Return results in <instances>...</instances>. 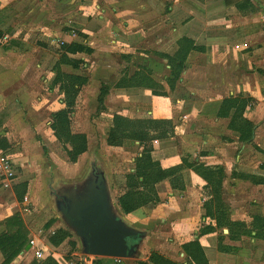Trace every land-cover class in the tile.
<instances>
[{
	"label": "crops",
	"instance_id": "crops-1",
	"mask_svg": "<svg viewBox=\"0 0 264 264\" xmlns=\"http://www.w3.org/2000/svg\"><path fill=\"white\" fill-rule=\"evenodd\" d=\"M181 1L175 0L176 5L169 7L170 12L167 14L165 2L158 9L153 8L152 0H145L143 4L129 12L120 11L118 7H114L112 11L111 7L107 10L101 7L99 28L92 30L91 23H88L82 31L85 34L100 32L104 39L110 40V43L103 47L90 45L93 52L99 48L102 55L108 57L99 61L92 59L91 55L94 53L85 54L88 59L69 53L67 58L72 60V57H76L87 62L85 71L90 74L85 75L88 78L87 85L89 88L91 82L92 87L94 82L96 83L94 91L97 100L102 88L106 87L104 106L102 109L97 107L99 114L107 118L105 123L107 131L101 135L103 141L107 142L115 115L129 119L167 120L174 125V135L152 143V157L164 169L180 166L183 161L187 163L213 161L212 163L216 165L222 163L226 168L227 178L223 187L227 193L224 194V201L229 207L224 222L244 224L243 227H233L232 235L228 227L223 228L226 235L224 234L225 239H222L221 244L230 247L231 251H219L220 236L216 220L206 215L205 203L208 199L204 191L207 192L205 189L207 182L193 169L185 168L181 172L184 190L174 189L170 181L166 180L157 186L160 203L155 208L144 207L127 215L123 214L130 226L146 233L140 248L138 264H153L149 260L152 252H158L180 264H195L182 248L184 244L195 240H199L208 264H264V237L258 236L260 232L261 235L264 234V184H261L260 180H251L252 175L255 177L257 175L253 170H249V163L246 162L249 158L236 154L240 133L229 128L228 118L218 116L224 100L229 97L241 95L254 99L256 101L254 108L247 109L244 115L254 125V134L251 141L245 143H256L262 148L264 0H257L259 9L255 10H250L249 7L240 10L236 4L227 6L225 0L219 5L215 4L216 0H204V3L198 2L199 6L190 10ZM247 9L252 12L243 14L242 12ZM230 15L239 21V16H243L244 19V25L235 34L231 33L234 20L229 17ZM160 17L164 18L157 20ZM112 21L119 23L120 28ZM172 22L176 25L169 26ZM2 28L5 32H10L14 39L25 34L16 24L12 27L6 24ZM253 33L257 37L255 40ZM74 35L71 36L72 42L59 44V56L54 61L53 72H50L53 76L50 84L53 87L57 76L55 67L64 54L62 47L78 42L74 40ZM111 35L113 39L110 38ZM184 38L193 41L202 50L190 52L180 78L171 85L169 80L173 79L172 68L168 64V59L162 55L174 56L179 51V42ZM9 49L4 51L6 53L24 51L23 46L15 44H10ZM115 52L128 57L126 60L118 58L117 61H113L111 56ZM8 60L10 59L0 58V108L11 110V115L5 123V127L11 129V133L5 128H0V131L1 147L10 154L17 170L18 179L15 187L19 185L22 173L19 166H25L28 158L21 154L20 140L23 134L15 125V119L22 112L21 107L25 113L20 119L21 126L33 131L42 124L38 125V119L31 115L36 110H32V106L27 102L28 98L40 101L37 109L46 108L50 114L64 109L65 103L64 94L58 87L59 92L63 94V99L59 102L44 97L42 93L44 88L35 91L32 97L26 91L24 93L17 91L11 93V99H7V85H11V81H15L14 85H19L23 67L26 65V63L22 65L20 61ZM71 65L61 64V68L71 69L70 72L68 69L66 72L62 69V72L69 75H84L83 69L75 70ZM37 66L44 68V64L37 63ZM5 70L7 71L4 72ZM7 77L11 81L7 80ZM146 77L148 79H145ZM154 91L158 94H154ZM50 120L48 122L50 129L46 134L52 137V118ZM32 133L35 137L36 132ZM45 139L42 135L44 142ZM24 140L26 141L24 149L30 151V147L34 145L31 138L26 137ZM13 143H16L14 147ZM137 144L139 148L140 145L138 142ZM132 172L134 170L130 169L124 175L120 187L125 188L126 175ZM9 191L13 195L14 190ZM256 217L263 219L261 229L254 228ZM3 220L4 218L0 219V222ZM208 227L215 230L202 234L201 229ZM227 239L230 242L225 244L224 241ZM245 239L250 240L247 246L243 245ZM25 253L27 252H21L11 264H16V260L21 259ZM3 261L4 257L0 250V264ZM101 264H112V261L102 259Z\"/></svg>",
	"mask_w": 264,
	"mask_h": 264
},
{
	"label": "rangeland",
	"instance_id": "rangeland-1",
	"mask_svg": "<svg viewBox=\"0 0 264 264\" xmlns=\"http://www.w3.org/2000/svg\"><path fill=\"white\" fill-rule=\"evenodd\" d=\"M226 1L228 0H225V3ZM253 1L249 0V4H244V0H229L230 3L233 2L245 5L241 7L242 10L248 7L250 10L259 9L258 1ZM144 2L145 0H0V58L10 59L8 61H20L22 65L26 63L23 67L19 85H14L15 81H11L10 78L7 77V80L11 81L12 84L7 85L6 98L11 99V93H16L17 91L23 93L26 91L30 94V97H32L31 95H33L35 91L44 88L45 90L42 92L44 97L47 96L54 102L62 100L63 94L57 89V87L60 88V85H54L55 87H53L50 84V80L53 77L50 72H53L52 68L54 61L57 56H59V44L62 45L64 42H72L71 36L75 34L74 40L92 50V53H94L93 55H91L92 53L90 54L92 59L94 58L101 61L108 56H103L99 48L93 52L94 50L91 46L96 45L98 47H103V45L108 44V42L110 43V40L104 39L100 32H95V34L92 33V35L85 34L82 30L85 29L88 23H91L90 28H92V30L99 28L101 24L100 15L102 14L100 11L101 7L105 10L111 7V11L114 7H118L120 11L129 12L134 9V7ZM164 2L166 14L170 12L169 7H174L177 3L175 0H152L153 8L156 7L160 9ZM181 3L190 10L199 6L196 0H182ZM222 3V0H216L215 4L219 5ZM230 6H233V4ZM250 10L247 9L242 13L250 14L252 12ZM229 17L234 20V22H232L233 27L231 33L235 34L236 31H239L244 25L243 16H239L240 21L236 20L235 17L231 15ZM161 18L164 17H160L157 20ZM112 23L120 28L119 23L116 21H112ZM6 24H9L11 27L16 24L21 30H24L25 34H21V37L14 39L10 32H5L4 28H2V26ZM172 25H176V23L172 22V24H169V26ZM126 26H124V28ZM243 33L242 31V34ZM110 38L113 39V35H111ZM256 38L254 34L253 40ZM10 44H15L19 47L23 46L24 51L15 50L14 52L6 53L5 51L10 50ZM77 56L88 59L85 54H79L76 55V57ZM127 57L128 56L124 57V54L121 55L120 52H115V54L111 56V59L113 61H117L118 58L126 60ZM83 61L86 62L85 60ZM37 63L41 65L44 64V68H39ZM115 66H117V64H115ZM59 69H63L66 72L68 68H61L60 65ZM82 69L84 70V75H90L87 70L85 71V67H82ZM6 71L7 70L4 72ZM68 71L70 72L71 69L69 68ZM94 90H96L95 82L93 87L92 82L89 88L88 85L83 86L80 91L81 93L79 92L78 94L71 114L72 132L85 133L88 139L87 150L79 155L75 162H72L68 156V150L72 149L69 144L59 141L52 132V137L50 134H46L50 129L48 122L51 121L50 119L53 118L54 113L50 114V111H46V108L37 109L36 106L40 101L31 98L27 99V102L32 106V110H36L35 113L31 115L38 119V125L42 124L40 127L33 130L36 132L35 137H33V131H29L21 126L20 119L25 116L22 107V112H20L15 119V125L23 134V138L20 140L22 143L21 154L28 157L26 165H22L23 168L19 166L22 173L18 183L19 185L25 184L27 188L25 190L24 188H19L20 186L17 185L13 188L14 191L12 195L11 191L3 187L0 180V219L4 218V220H6L17 213L20 214L29 231L28 239L31 237L32 239H36L39 248L44 254L43 258L38 259L34 251L29 249L31 248L29 246L27 250H24L27 253L23 254L21 259L18 258L16 264H35V262L42 261L48 257H53L60 264H94L95 261H101L102 259H109L112 261V264H138L140 255L135 259H121L118 262L114 260V258L85 255L80 240L70 231L58 214L55 198L51 196L50 186L59 189L83 185L92 172L93 163L96 162L98 167L106 172L105 174L112 194L115 210L117 214L124 219V213L121 208H119L118 199L125 193L126 189L120 187V182L130 169L135 170L136 159L140 155L141 147L138 148V144L135 141H128L120 147H112L102 140L101 135L107 131V126L105 124L107 118L99 114L97 110V107L102 109L104 105L98 103L99 99L97 100L98 97ZM255 103L256 101L254 100L247 109H251ZM10 111L11 110L6 111L0 108V128H5L8 133H11V129L5 127V123L7 118L11 115ZM42 135L46 138L45 142L42 140ZM89 136L91 141H89ZM26 137H30L34 144L30 147V151L24 149V143L26 142L24 138L26 139ZM239 142L236 149L237 156L240 155L244 158H249L246 161L249 163V170H253L257 175L256 177L252 175L253 177H250L251 180H260L262 182L261 184H264V143H262L263 146L260 148L256 143H245L246 141L241 140V138ZM15 145L16 143H13V147ZM212 162L213 161L202 164L210 167H222L225 176L224 185L227 178L225 166L222 163L216 165V163ZM18 190L19 192H22V190L25 191L23 199L18 200L16 195ZM225 193L227 192H224L223 187V201ZM204 194L206 199H211L209 193L207 194V192L204 191ZM224 203L229 207L225 201ZM3 221L0 222V224H2ZM50 222L51 225L46 227V224ZM223 228L226 227L223 226L218 228V235L221 239H225L223 236L224 234L226 235V233L223 232ZM6 230L4 225L0 226V233ZM59 230L68 231L70 235L62 244L54 246L50 243V238L53 237L55 233H58ZM229 242L228 239L224 241L225 244ZM249 242V239H245L243 240V245L247 246Z\"/></svg>",
	"mask_w": 264,
	"mask_h": 264
},
{
	"label": "trees",
	"instance_id": "trees-1",
	"mask_svg": "<svg viewBox=\"0 0 264 264\" xmlns=\"http://www.w3.org/2000/svg\"><path fill=\"white\" fill-rule=\"evenodd\" d=\"M199 3H204V0H196ZM227 5H235L226 1ZM244 4H249V0H244ZM241 7L245 5L237 3ZM179 51L174 56L162 55L163 58L168 59V64L172 68L173 79L169 83L173 85L184 71L185 62L192 51H200L202 48L196 46L193 41L186 38L179 42ZM64 54L60 62L56 65L57 71L54 85H60V90L64 94L65 108L53 114V122L51 129L56 138L62 143L69 144L72 149L68 150V156L72 162H75L79 155L84 153L88 147V139L85 133H73L71 129V114L73 112L76 99L83 86L88 84V78L85 75L66 74L59 69L61 64L71 63L72 68L80 70L85 67L82 59L72 57L68 60L67 54L76 56L79 54H91L92 50L79 42H74L71 45H63ZM145 79H148L146 77ZM106 87L104 86L99 96V103H104L106 96ZM154 94H158L154 91ZM254 100L250 97L235 96L224 100L221 109L218 113L219 117L229 119V128L240 133V138L243 141L250 142L254 134V125L244 117L248 106ZM174 125L167 120H147V119H129L121 115H115L113 119V126L110 128L107 138V143L112 147H120L127 141L138 142L141 147V152L136 159L135 170L126 175L125 193L118 199L119 206L124 214L133 213L141 208H155L160 203L157 186L169 180L174 189L179 188L184 190L181 172L185 168L193 169L206 182L207 194L211 195V199L205 203L207 216L216 220V226L228 227L230 234H233V227H243L241 223L224 222L228 216V207L223 201V182L225 179L224 169L222 167H210L200 162L187 163L171 169H164L161 164L155 161L152 157L153 147L152 143L155 140L169 138L174 135ZM261 183V181H259ZM19 188L26 190L25 184L19 185ZM24 190L16 192L17 198L23 199ZM262 218L256 217L254 228L261 229L263 227ZM4 225L6 231L0 234V250L3 254L4 261L2 264H11L24 250L29 248L28 239L29 231L20 214H15L13 217L7 218L0 226ZM50 223L46 224L49 227ZM214 228L208 227L201 229V233L214 231ZM263 232V229H262ZM70 233L68 231L59 230L53 237L50 238V243L54 246H59L68 238ZM261 235V232L258 233ZM219 240L218 249L220 252H230V247L223 246ZM188 258L195 264H208L204 251L199 243L195 240L184 244L182 246ZM150 262L153 264H180L174 262L158 252H152L150 255ZM35 264H60L53 257H48L42 261H37ZM94 264H101V261H95ZM145 264V263H142Z\"/></svg>",
	"mask_w": 264,
	"mask_h": 264
},
{
	"label": "water",
	"instance_id": "water-1",
	"mask_svg": "<svg viewBox=\"0 0 264 264\" xmlns=\"http://www.w3.org/2000/svg\"><path fill=\"white\" fill-rule=\"evenodd\" d=\"M50 189L58 214L80 240L85 255L114 259L139 255L146 233L117 214L106 174L96 162L83 185Z\"/></svg>",
	"mask_w": 264,
	"mask_h": 264
},
{
	"label": "built area",
	"instance_id": "built-area-1",
	"mask_svg": "<svg viewBox=\"0 0 264 264\" xmlns=\"http://www.w3.org/2000/svg\"><path fill=\"white\" fill-rule=\"evenodd\" d=\"M244 46L246 47V45ZM1 138H2V133L0 131V180L5 189L12 190L14 184L18 179L17 176L18 174L10 154L1 147ZM30 247L32 251H34V254L38 259L43 258L44 254L42 250L39 248L36 239L30 240ZM115 260L118 262L121 259H115Z\"/></svg>",
	"mask_w": 264,
	"mask_h": 264
},
{
	"label": "flooded vegetation",
	"instance_id": "flooded-vegetation-1",
	"mask_svg": "<svg viewBox=\"0 0 264 264\" xmlns=\"http://www.w3.org/2000/svg\"><path fill=\"white\" fill-rule=\"evenodd\" d=\"M87 179H88V178H87ZM87 179H86V180H87Z\"/></svg>",
	"mask_w": 264,
	"mask_h": 264
}]
</instances>
